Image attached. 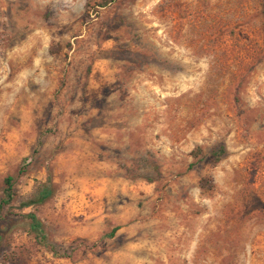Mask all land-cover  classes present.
Wrapping results in <instances>:
<instances>
[{"label":"rangeland","instance_id":"374dc122","mask_svg":"<svg viewBox=\"0 0 264 264\" xmlns=\"http://www.w3.org/2000/svg\"><path fill=\"white\" fill-rule=\"evenodd\" d=\"M0 264H264V0H0Z\"/></svg>","mask_w":264,"mask_h":264},{"label":"trees","instance_id":"16d2710c","mask_svg":"<svg viewBox=\"0 0 264 264\" xmlns=\"http://www.w3.org/2000/svg\"><path fill=\"white\" fill-rule=\"evenodd\" d=\"M223 154H224V150H223L222 147L218 151L212 153V157L214 159V163L215 164L219 162L220 157ZM12 181H13L12 178H9V177L6 178L5 181H4L5 189H4V199L2 201L4 205H9L12 202L13 198H14V191H13L14 189H13ZM23 206L24 207H29L30 204L26 203ZM28 217L30 219V225H29L30 229L32 231H34V232H38L39 233L41 231V228H40V225H39L38 221L35 219V217H33L31 215H29ZM115 232H116L115 230H113L111 232V236L112 237L115 234Z\"/></svg>","mask_w":264,"mask_h":264}]
</instances>
